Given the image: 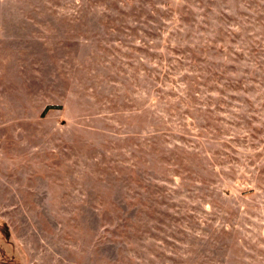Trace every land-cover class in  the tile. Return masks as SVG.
I'll return each instance as SVG.
<instances>
[{"label": "rangeland", "instance_id": "374dc122", "mask_svg": "<svg viewBox=\"0 0 264 264\" xmlns=\"http://www.w3.org/2000/svg\"><path fill=\"white\" fill-rule=\"evenodd\" d=\"M0 222V264H264V0H0Z\"/></svg>", "mask_w": 264, "mask_h": 264}, {"label": "trees", "instance_id": "16d2710c", "mask_svg": "<svg viewBox=\"0 0 264 264\" xmlns=\"http://www.w3.org/2000/svg\"><path fill=\"white\" fill-rule=\"evenodd\" d=\"M4 226V224L2 222H0V231L3 233V236L7 242V244H9V246L13 245L14 244L11 242V239H10V236L9 234L7 233L6 229H4L5 231H3L1 228ZM1 246V245H0ZM12 257L14 258V255H12Z\"/></svg>", "mask_w": 264, "mask_h": 264}]
</instances>
